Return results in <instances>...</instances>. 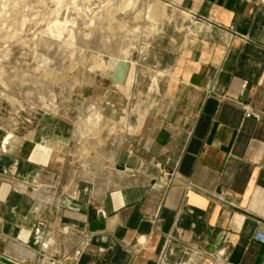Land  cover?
<instances>
[{"label": "crops", "instance_id": "obj_1", "mask_svg": "<svg viewBox=\"0 0 264 264\" xmlns=\"http://www.w3.org/2000/svg\"><path fill=\"white\" fill-rule=\"evenodd\" d=\"M147 1L101 113L0 129V264H264V0Z\"/></svg>", "mask_w": 264, "mask_h": 264}, {"label": "rangeland", "instance_id": "obj_2", "mask_svg": "<svg viewBox=\"0 0 264 264\" xmlns=\"http://www.w3.org/2000/svg\"><path fill=\"white\" fill-rule=\"evenodd\" d=\"M147 0H0V129L22 130L54 110L79 123L106 104L112 50L140 47L152 29ZM146 27H148L146 29ZM142 50V48H141ZM129 57V58H128ZM121 60V59H117ZM96 86L103 88L99 92ZM78 128H80L78 126ZM121 123L104 116L81 138L86 157L98 155Z\"/></svg>", "mask_w": 264, "mask_h": 264}, {"label": "built area", "instance_id": "obj_3", "mask_svg": "<svg viewBox=\"0 0 264 264\" xmlns=\"http://www.w3.org/2000/svg\"><path fill=\"white\" fill-rule=\"evenodd\" d=\"M251 115H252V112H251V111H247V112L245 113V116H246V117H249V116H251ZM253 116L258 117L256 114H253ZM256 238L261 239L260 234H257V235H256Z\"/></svg>", "mask_w": 264, "mask_h": 264}, {"label": "water", "instance_id": "obj_4", "mask_svg": "<svg viewBox=\"0 0 264 264\" xmlns=\"http://www.w3.org/2000/svg\"><path fill=\"white\" fill-rule=\"evenodd\" d=\"M2 261L5 262V263H8V264H14L13 262H11V261H9V260H7L5 258H2Z\"/></svg>", "mask_w": 264, "mask_h": 264}]
</instances>
